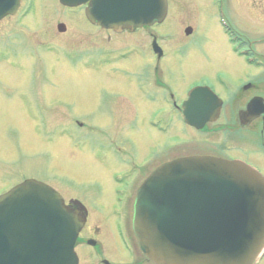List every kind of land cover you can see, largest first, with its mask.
<instances>
[{
    "label": "flooded vegetation",
    "instance_id": "flooded-vegetation-1",
    "mask_svg": "<svg viewBox=\"0 0 264 264\" xmlns=\"http://www.w3.org/2000/svg\"><path fill=\"white\" fill-rule=\"evenodd\" d=\"M35 2L20 0L19 11L0 23L6 21L10 24L9 20L13 18L22 22L20 11ZM167 2L163 22L122 31L91 23L85 14L89 4L66 7L58 3L61 11L68 16L81 17L91 28L90 33H83L85 35L106 32L108 39L112 36L132 38L127 44L81 51V62L85 67H89L91 61L96 62L95 69L102 70L124 59H144L146 56L153 59L152 63L141 61L136 64L132 61V69L119 75V84L131 91L132 97L120 93L101 95L98 125L74 119L84 133L79 142L74 143L76 147L69 144L94 163L98 174L92 167L90 175L96 179L85 182L71 174V178H63L66 184H56L55 176L51 181L31 175L21 176V180L0 187L1 195L25 179L34 178L56 189L62 195L66 209L75 213L82 223L75 242L77 264H154L139 250L132 228L133 202L141 183L167 161L194 155L240 161L255 168L264 178V0H193L196 14H201L196 22L199 26L202 24L201 33L208 30L213 49L223 50L230 62L228 73L217 72L207 80L187 83L182 89L171 88L164 80L170 68L164 61L168 55L165 45L177 40L176 48L183 50L182 55H188L191 48L202 51L205 43L198 44L190 38L197 35L196 23L184 26V36L188 37L184 41L173 32L160 31L173 17L171 2ZM66 30L65 23L57 24L59 33ZM118 53L126 55L117 58ZM177 62L179 66L191 65L188 61ZM109 101L132 104L138 101L150 113L145 130L143 120L141 125L135 122V118L142 117L140 107H135L137 110L134 109L130 117L133 121L130 119L120 129L128 135L121 132L119 140V136L105 132L100 127L102 123L112 122L105 120L102 109ZM172 128L174 130L170 132ZM54 131L55 124L49 128L48 146L59 144L51 138ZM152 131L164 136L173 132L177 135L151 148L147 142L151 141ZM129 132L135 135L130 136ZM141 135H144V144L137 142ZM209 136H218L219 139L211 140ZM1 182L8 180L3 178ZM263 262L264 256L256 264Z\"/></svg>",
    "mask_w": 264,
    "mask_h": 264
},
{
    "label": "water",
    "instance_id": "water-1",
    "mask_svg": "<svg viewBox=\"0 0 264 264\" xmlns=\"http://www.w3.org/2000/svg\"><path fill=\"white\" fill-rule=\"evenodd\" d=\"M18 5L0 0V20ZM166 8V0H92L86 13L121 30L161 21ZM81 227L58 192L26 180L0 196V264H77ZM132 228L140 251L156 264H255L264 254V178L239 161H167L137 189Z\"/></svg>",
    "mask_w": 264,
    "mask_h": 264
},
{
    "label": "rangeland",
    "instance_id": "rangeland-1",
    "mask_svg": "<svg viewBox=\"0 0 264 264\" xmlns=\"http://www.w3.org/2000/svg\"><path fill=\"white\" fill-rule=\"evenodd\" d=\"M169 1L173 17L160 31L173 32L184 41L188 38L184 36V26L195 24L201 14H196L193 0ZM233 3L236 4V1ZM31 10L20 23L14 18L9 20L10 24L6 21L0 23V187L21 180V176L31 175L51 181L55 176L56 184H66L63 178L69 179L71 174L91 182L96 179L90 175L94 163L69 144L76 147L74 143L79 142L84 133V129L78 128L73 120L98 125L101 95L120 93L132 97L131 91L119 84V75H123L121 73L126 69H132V61L136 64L141 61L152 63L153 59L148 56L144 59H124L102 70L95 69L96 62L91 61L89 67L93 68L85 67L81 62V51L127 44L132 38L112 36L108 39L106 32L83 34L90 33L91 28L84 24L81 17L68 16L61 11L57 0H36ZM60 22L67 26L63 34L57 31ZM202 30V24L199 26L196 23L197 35L190 37L198 44L205 43L202 51L191 48L188 55H182L183 50L176 48L177 40L165 45L168 55L164 61L169 63L170 68L164 80L171 88L182 89L187 83L212 78L217 72L228 73L229 59L223 50L213 49L208 30L201 33ZM179 60L188 61L191 65L179 66ZM126 84L131 83L126 81ZM104 106L102 114L112 125L102 123L100 127L108 134L119 136V140L121 132L128 135L120 129L130 119L133 121L130 117L132 111L137 110L135 107H140L142 112V117L135 118V122L141 125L143 120L145 130L150 113L138 101L136 104L109 101ZM156 108L158 106L153 110ZM53 124L55 131L51 138L59 144L48 146V132ZM151 133V141L147 142L151 148L177 135L174 132L166 136ZM129 135L135 134L129 132ZM209 138L219 139L218 136ZM137 142L144 144V135L137 138ZM139 154L143 156L141 152ZM3 178L8 182H1Z\"/></svg>",
    "mask_w": 264,
    "mask_h": 264
},
{
    "label": "bare ground",
    "instance_id": "bare-ground-1",
    "mask_svg": "<svg viewBox=\"0 0 264 264\" xmlns=\"http://www.w3.org/2000/svg\"><path fill=\"white\" fill-rule=\"evenodd\" d=\"M29 14H30V12L28 13V15H29ZM166 57H167V56H166ZM166 57H165V58H166ZM165 58H164V59H165ZM94 170L96 171V173L98 172L95 168H94ZM97 174H98V173H97Z\"/></svg>",
    "mask_w": 264,
    "mask_h": 264
}]
</instances>
